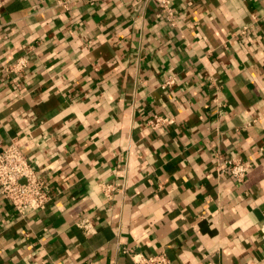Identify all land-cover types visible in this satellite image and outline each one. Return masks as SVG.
Listing matches in <instances>:
<instances>
[{"label":"crops","instance_id":"1","mask_svg":"<svg viewBox=\"0 0 264 264\" xmlns=\"http://www.w3.org/2000/svg\"><path fill=\"white\" fill-rule=\"evenodd\" d=\"M171 1L0 0V152L50 195L0 194V264H264V0Z\"/></svg>","mask_w":264,"mask_h":264},{"label":"built area","instance_id":"2","mask_svg":"<svg viewBox=\"0 0 264 264\" xmlns=\"http://www.w3.org/2000/svg\"><path fill=\"white\" fill-rule=\"evenodd\" d=\"M56 1L66 9L71 2V0ZM148 1H152L168 21L173 20L174 12L171 0ZM23 67L24 63L18 62L15 69L20 70ZM172 83L173 80L171 79L163 86ZM170 123V120L162 117H154L150 122L153 128ZM250 168L249 163L239 159H226L222 167L218 168V172L230 176L237 183H241L245 180ZM102 190L110 198L115 192V187L113 185H103ZM0 194L20 215H27L45 209L50 201L49 189L45 180L38 175L26 154L16 145H10L0 152ZM81 226L86 228L85 224H81ZM125 254L132 260L133 264H173L164 253L153 257H145L143 254L125 249Z\"/></svg>","mask_w":264,"mask_h":264}]
</instances>
